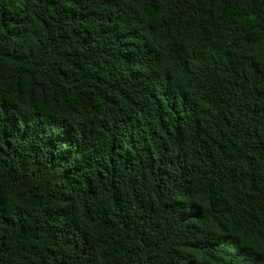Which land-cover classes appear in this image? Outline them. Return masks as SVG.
<instances>
[{"label": "trees", "instance_id": "1", "mask_svg": "<svg viewBox=\"0 0 264 264\" xmlns=\"http://www.w3.org/2000/svg\"><path fill=\"white\" fill-rule=\"evenodd\" d=\"M0 264H264V0H0Z\"/></svg>", "mask_w": 264, "mask_h": 264}]
</instances>
